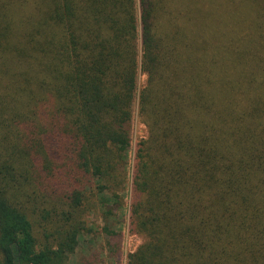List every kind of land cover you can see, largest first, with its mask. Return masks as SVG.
Here are the masks:
<instances>
[{"label":"trees","instance_id":"1","mask_svg":"<svg viewBox=\"0 0 264 264\" xmlns=\"http://www.w3.org/2000/svg\"><path fill=\"white\" fill-rule=\"evenodd\" d=\"M91 214L126 264H264V0H0V264Z\"/></svg>","mask_w":264,"mask_h":264},{"label":"rangeland","instance_id":"2","mask_svg":"<svg viewBox=\"0 0 264 264\" xmlns=\"http://www.w3.org/2000/svg\"><path fill=\"white\" fill-rule=\"evenodd\" d=\"M144 80L145 73L140 72L138 74L139 84H143ZM145 134V126L134 112L131 122L130 160H132L135 142ZM88 220L92 229L81 235L75 251L69 255V264H126L127 254L143 240L140 234L130 231L126 218H124L119 236L112 241L107 240L106 236L100 232L97 216L91 214Z\"/></svg>","mask_w":264,"mask_h":264}]
</instances>
